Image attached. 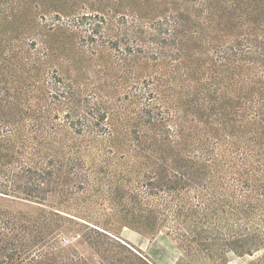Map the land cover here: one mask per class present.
<instances>
[{
    "label": "trees",
    "instance_id": "16d2710c",
    "mask_svg": "<svg viewBox=\"0 0 264 264\" xmlns=\"http://www.w3.org/2000/svg\"><path fill=\"white\" fill-rule=\"evenodd\" d=\"M200 5L201 24L134 14L125 31L121 16L115 32L100 14L55 17L115 71L96 64L85 76L61 74L33 31L17 57L0 55L33 138L21 152L22 195L35 202L42 186L73 195L103 182L131 229L175 241L178 264H222L228 253L264 264V0ZM4 107L0 130L11 136L18 123ZM48 221L0 217V264H88L59 249ZM92 234L85 241L95 264H150L109 234Z\"/></svg>",
    "mask_w": 264,
    "mask_h": 264
},
{
    "label": "rangeland",
    "instance_id": "374dc122",
    "mask_svg": "<svg viewBox=\"0 0 264 264\" xmlns=\"http://www.w3.org/2000/svg\"><path fill=\"white\" fill-rule=\"evenodd\" d=\"M200 1L0 0V55L11 53V56L17 57L20 52L16 47L24 41V36H30L33 31L36 33L33 35L36 47L48 48L47 65L54 67L61 74L69 75L77 71L85 76L97 71V65L104 67L105 71H115L117 68L114 67V62L112 64L105 57L90 56L87 49L78 43L77 37L60 26L62 22H58L55 17L58 15L66 21L68 18L84 13L100 14L114 23V32L117 28L115 23L121 22V16L126 18L125 26L122 27V31H125V28L131 24L134 14L153 18L168 15L174 20H177L178 16H183L184 24H201L207 21L199 20L197 17L204 10ZM1 63L10 67V63L6 60L2 59ZM125 69L122 68L121 71ZM10 74L11 71H7L5 67L0 70V75L5 78L1 87L10 89L7 91L10 97L0 96L3 100L0 102V114L5 111L2 108L7 105L4 107H7L4 115L9 113L11 120L18 125L16 133L14 131L11 136L5 134V129L0 130V187L6 186V190H0V217L8 216L14 221L23 215L32 219L48 218L50 230L55 234L59 249L67 256H81L88 264H95L98 260L93 249L85 241V239L93 238L92 232L96 230L131 246L150 264H178L183 256L175 241L166 236L163 231L152 235L131 229L126 224L123 214L120 213L118 204L113 199H108L110 187L103 182H96L73 195L60 192L62 190L60 187L54 190L52 186H42L39 198L34 199L37 203L24 199L22 188L27 183L25 179L27 175L21 170V152L24 149V155H27L26 152L33 149L28 147L27 143L33 142V138L22 128L24 117L18 113L21 91H16L10 78L8 80ZM2 93L0 90V94ZM6 98L10 101L9 103L4 102ZM101 144L102 152L105 153L108 148L105 147L104 142ZM38 151L41 154L47 152L46 148ZM249 261L251 258L228 253L222 264H248ZM183 264L215 263L203 258H193L185 259Z\"/></svg>",
    "mask_w": 264,
    "mask_h": 264
}]
</instances>
